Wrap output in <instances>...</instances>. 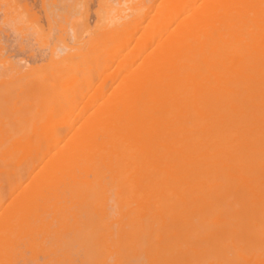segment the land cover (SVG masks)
<instances>
[{
	"label": "bare ground",
	"instance_id": "1",
	"mask_svg": "<svg viewBox=\"0 0 264 264\" xmlns=\"http://www.w3.org/2000/svg\"><path fill=\"white\" fill-rule=\"evenodd\" d=\"M0 264H264V0H0Z\"/></svg>",
	"mask_w": 264,
	"mask_h": 264
}]
</instances>
